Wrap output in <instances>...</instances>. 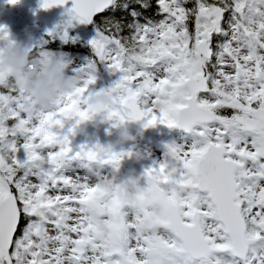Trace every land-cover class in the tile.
<instances>
[{
    "label": "snow or ice",
    "instance_id": "obj_1",
    "mask_svg": "<svg viewBox=\"0 0 264 264\" xmlns=\"http://www.w3.org/2000/svg\"><path fill=\"white\" fill-rule=\"evenodd\" d=\"M152 7L73 0L49 36L75 43V23L93 25L83 64L73 66L47 41L30 45L34 66L58 58L85 77L55 112L38 111L24 89L0 83V264H264V0H156L141 23V10ZM0 41H14L3 25ZM102 66L120 73L109 86L111 128L126 120L195 137L166 143L163 159L145 168L142 178L161 195L178 186L188 193L174 223L144 238L131 235L140 214L118 203L97 211L95 186L84 190L86 175L151 155L135 146L103 152L98 141L74 145L97 110L92 91Z\"/></svg>",
    "mask_w": 264,
    "mask_h": 264
},
{
    "label": "rangeland",
    "instance_id": "obj_2",
    "mask_svg": "<svg viewBox=\"0 0 264 264\" xmlns=\"http://www.w3.org/2000/svg\"><path fill=\"white\" fill-rule=\"evenodd\" d=\"M8 2H9V0H0V19L2 18V15H3V18L5 17V19H7L6 22L3 21V26H6L8 29V32L10 33V31H9L10 22L12 20H15L19 17V19H22L23 22L24 21L26 22V19L24 16L20 17V15L18 13H16L18 16L8 15L7 14L8 9L9 8H11V9H13V8L25 9L27 2L25 3V2H22L20 0L16 4H11L10 2H9L10 3L9 4ZM28 30H29V28L26 29V31H28ZM10 36L13 40L25 42L26 46H28L29 48H30V45L37 44L35 42V39L37 41H42V42L47 41V43H49V40L47 38L42 37L40 35V33L36 30H35V33H34V30H30V32H28V36H26V39H24V40H22L20 37H16L12 33H10ZM74 36L81 38V37H86L87 35H86V32H81V33L74 35ZM6 44H7V41H3V47L6 46ZM79 64H82V63L80 61H74L73 66L79 65ZM69 70H72V68L69 67ZM73 74H74L73 72L68 73V75H73ZM117 74L118 73H115V74L110 73V77L108 79L100 78V80H98L100 82L99 85L98 86L93 85V87L96 89H94L92 91V99L94 100V102L97 106V109L103 107L104 103L100 100V97L103 96L104 91L106 89L110 88L109 86L116 80ZM83 86H84V83H83ZM78 90H77V92H78ZM111 103H112V101L110 103L106 104L107 107H109L111 105ZM47 113H51V112H47ZM121 123L123 124L122 127L124 129L122 128L123 129L122 133L116 137L117 141L113 142L114 148H113V151L111 153H119L121 151H125L128 148V144H133V145L134 144H141L142 146L146 147L144 149H147V151H150L153 154L158 155V160H161V159H163L164 153L166 151V147H165L166 143L171 142L173 140H176L177 137L179 136L178 132H175L174 134H172V137L170 136L171 138H166V137L160 136V137H157L156 139H153L154 142L158 146L161 147L162 151H160L159 149H155L154 146L152 148H150L146 145V141L149 140L148 138H146L147 137L146 135H148V134H146V132L142 131L143 134L142 133L139 134L137 132L138 129L136 127H135L136 128L135 131L134 130L132 131V129H129V128L135 126L134 122H128L126 120H122ZM176 141L179 142L178 139ZM192 142L193 141H189V142H186L185 144H191ZM141 152H143V151H141ZM148 164H150V163H148ZM118 170L120 172H122V174L125 178L124 184L122 186L123 192L120 195L124 201V204L121 207L126 209L127 205H131L132 203L135 202V200H136L135 192L136 191H134L132 189V186H135L137 184L138 180H140V181L143 180L144 181L143 186L145 188V196H144L143 201H142V207H143V210L147 211V212H144V214L151 217V223H152L151 233L152 232L155 233V232L159 231L160 229L157 230L156 227H158L160 225L165 226L167 223L166 212H165L163 206L158 201V197H159L160 193L155 191L154 185H149L146 182L145 178H142L140 175H134L133 177H129V175L133 172V169H132L131 165L125 161V159L120 164ZM75 175H76V173H69L68 174V176H75ZM81 175H83L82 172H81ZM135 176H137V177H135ZM137 178H139V179H137ZM84 179L86 181L85 187H84L85 191H88L89 188L93 185L95 186V188L96 187L98 188V190H95L94 192H90L91 205L92 206L98 205L99 206L98 211H101V212L107 210L104 206L107 203V201L110 200V198L115 197L118 194L119 183L115 181V178L111 174H102L100 176L99 180H96L94 178L93 179L90 178L91 179L90 180V179H87L86 177H84ZM175 189H177V191L179 193V197L181 198L182 201L184 199H186L188 189L183 187V186H178L174 189H169L167 191L168 193H166V192L164 193L170 201H173L174 199H175L174 201H178V199L176 198V196L174 194ZM106 195H108V197H106ZM108 206H109L108 207V209H109L111 207L110 202H109ZM128 218L132 219V216L129 215ZM149 233H150V231L145 230L142 233V235L140 236L138 229L136 228V230L131 234H132V236H134L136 238H144Z\"/></svg>",
    "mask_w": 264,
    "mask_h": 264
},
{
    "label": "trees",
    "instance_id": "obj_3",
    "mask_svg": "<svg viewBox=\"0 0 264 264\" xmlns=\"http://www.w3.org/2000/svg\"><path fill=\"white\" fill-rule=\"evenodd\" d=\"M191 2V0H190ZM151 3L153 5V7L151 9L148 10H141L143 12V15L140 17V22L144 23L145 22V17H151L153 16V12L156 6V0H151ZM137 8L139 7L138 5H135ZM117 15H124L127 16L126 13H117ZM99 19V16H98ZM127 19L130 21L132 18L130 16H127ZM86 32V37H79L75 43H73L72 41H69L68 43H64L63 41H56L55 43H53L52 47L48 46V44H45L44 46L52 51H55L57 53H63L65 54L64 59L65 60H71L73 63L74 61H80L82 64L85 63L86 59L91 55V46L89 44V41L96 35L95 32V27L93 25L86 27L85 31ZM35 42L37 44H42L44 42L42 41H37L35 39ZM32 61H30V63L27 65L26 70H39L43 64L39 65V66H34L32 64ZM65 72L68 74L70 72H73L72 70H69V68L65 69ZM74 73V72H73ZM110 77V72L107 69V67L102 66L99 71H98V80H100V78L102 79H108ZM97 80L96 84L94 86H98L99 85V81ZM9 82H13L16 84V82L14 80L9 81ZM7 82V83H9ZM17 85V84H16ZM18 86V85H17ZM107 105L103 104V107L97 109L87 121H84L81 123V125L78 128V134L75 136L74 138V145L78 146L81 143L84 142H89V143H95V142H99L101 145V150L103 152H107V153H111L113 151V142H116V137L122 133V130L124 129L122 127V123L121 121L119 122L118 126L115 128H111V123L106 121V109H107ZM123 128V129H122ZM109 129H111V131H109ZM129 129H132V131H135V126L131 127ZM138 129V128H137ZM137 132L139 134H143V132L141 130H137ZM148 134V133H146ZM178 141L179 142H189V141H194L195 137L192 134H187L184 132H178ZM149 140L146 141V145L150 148H152L153 146L155 147V149H159L160 151H162L161 147L158 146L153 139H156L157 137L152 136L150 134L146 135ZM104 137V138H103ZM176 139V140H177ZM135 149L138 151H144L147 149H144L146 147L142 146L141 144H134ZM141 149V150H140ZM143 149V150H142ZM21 156L23 157V153H21ZM143 157L145 158V160L148 162L149 161V166H151L153 164L154 161L158 160V155L153 154L151 152V155H143ZM61 159H64V157H61ZM133 172L129 175V177H133L134 175H140L142 177L143 172L136 166L131 165ZM69 173H75L72 171H68L66 173V175H68ZM102 174H111L113 175V177L115 178V181L119 183V192L115 197L110 198V200L105 204V208L108 209V205L109 202L111 204V207L114 204H119L120 206H122L124 204L123 199L121 198V194L123 192V184L125 181V178L122 174V172H120L118 170V168L116 170H112L110 166L106 167L103 169ZM101 174V175H102ZM92 176L95 175H87L86 178L90 179ZM137 177V176H135ZM139 179V178H137ZM146 180V178H145ZM143 180L140 181L138 180L137 184L135 186H132V189L135 192L136 195V200L134 203H132L131 205H127L126 209H128L129 212H135L140 214V220H139V224H138V232L139 235L141 236L142 233L145 230L150 231L151 233V227H149V225H152L151 223V217L148 215H145L144 212H147L145 210H143L142 207V201L143 198L145 196V188L143 186ZM176 188V187H175ZM170 189H174V188H170ZM97 190V189H96ZM174 194L176 196V198L178 199L179 203H182L181 198L179 197V193L177 191V189L174 190ZM168 193V192H166ZM106 197H108V195H106ZM92 206V205H91ZM110 207V208H111ZM109 208V209H110ZM41 217H44V212L41 211L40 213ZM162 227H164L163 225H160L157 228L161 229ZM153 233V232H152ZM132 235V234H131ZM147 236V235H146Z\"/></svg>",
    "mask_w": 264,
    "mask_h": 264
},
{
    "label": "clouds",
    "instance_id": "obj_4",
    "mask_svg": "<svg viewBox=\"0 0 264 264\" xmlns=\"http://www.w3.org/2000/svg\"><path fill=\"white\" fill-rule=\"evenodd\" d=\"M35 53L25 42L14 40L0 51V83L14 80L32 99L38 111L55 112L69 95L83 86L82 74L68 75L58 58L49 59L39 70H26ZM115 98L111 88L104 91L100 100L108 104ZM152 227V225H149Z\"/></svg>",
    "mask_w": 264,
    "mask_h": 264
},
{
    "label": "water",
    "instance_id": "obj_5",
    "mask_svg": "<svg viewBox=\"0 0 264 264\" xmlns=\"http://www.w3.org/2000/svg\"><path fill=\"white\" fill-rule=\"evenodd\" d=\"M72 6L73 0H68V3L66 5H58L45 9L42 7V0H29V10L27 12L26 19L30 24H42V31L49 36V30L56 28L60 19L65 21L68 18V9ZM89 26H91V24H79L78 22H76L75 26L70 30L75 31L77 29ZM119 75L120 73L116 75V79L119 78ZM134 125L139 130L146 132L152 136L170 137L174 132H183V130L170 129L166 125L162 124H158L157 126L143 130L142 123L134 122ZM133 146V144H130L126 150H128L129 148H133ZM125 161L130 165H136L144 173L146 165L141 157L132 156L131 158H126ZM158 201L163 206L166 212V225L171 226L178 215L180 203L178 201H170L165 194H159ZM165 202H167V207L164 206Z\"/></svg>",
    "mask_w": 264,
    "mask_h": 264
},
{
    "label": "flooded vegetation",
    "instance_id": "obj_6",
    "mask_svg": "<svg viewBox=\"0 0 264 264\" xmlns=\"http://www.w3.org/2000/svg\"><path fill=\"white\" fill-rule=\"evenodd\" d=\"M19 1V0H18ZM20 1H22V2H27V5H26V8L25 9H15V8H13V9H11V8H9L8 9V11H7V14L8 15H13V16H18L16 13H18L19 15H20V17H22V16H24L25 17V19H26V15H27V12H28V10H29V0H20ZM9 3V2H8ZM10 4V3H9ZM3 6V5H2ZM3 21L4 22H6L7 21V19H5V17L3 18V15H2V18L0 19V25H3ZM63 20L62 19H60L59 20V22H58V24L57 25H59V24H61V22H62ZM41 26H42V24H40V23H37V24H30L28 21H27V19H26V22L24 21L23 22V20L22 19H19V17L17 18V19H15V20H12L11 22H10V29H9V31H10V33H12V34H14L16 37H20L22 40H24V39H26V36H28V32H30V30H34V33H35V30L36 31H38L39 33H40V35L42 36V37H44V38H47L48 40H49V43H47L48 44V46H50V47H52L53 45V43H55L57 40L58 41H61L59 38H57V39H55V40H53L50 36H48V35H46L43 31H42V29H41ZM27 28H29V30L28 31H26V29ZM85 29H86V27H83V28H80V29H77V30H75V31H71V30H69L70 31V34L72 35V36H74V35H77V34H79V33H81V32H84L85 31ZM9 33V34H10ZM0 46L1 47H3V41H0ZM179 132V131H178ZM175 133V132H174ZM173 133V134H174ZM155 137H160V136H155ZM163 137H166V136H163ZM171 137H172V135H171ZM171 137H166V138H171ZM130 144H128V146H129ZM138 151V150H137ZM142 159H143V161L145 162V165H146V167H148L149 166V162H147L146 160H145V158L142 156L141 157ZM134 166H136V165H134ZM137 167V166H136ZM139 168V167H138ZM140 169V168H139ZM141 170V169H140ZM87 176V175H86ZM85 176V177H86ZM96 179V180H99L100 179V177L98 178V177H96V176H92L91 177V179ZM90 179V180H91ZM95 189H97L98 190V188L96 187ZM175 200V199H174ZM173 200V201H174ZM109 201V200H108ZM107 201V202H108ZM179 202V201H178ZM94 209H96L97 211L99 210V206L98 205H93L92 206ZM101 212V211H100Z\"/></svg>",
    "mask_w": 264,
    "mask_h": 264
}]
</instances>
